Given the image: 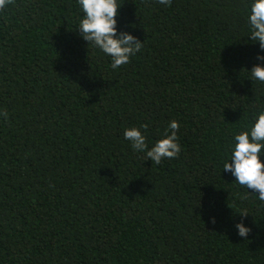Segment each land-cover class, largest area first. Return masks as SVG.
I'll return each mask as SVG.
<instances>
[{
	"label": "trees",
	"instance_id": "1",
	"mask_svg": "<svg viewBox=\"0 0 264 264\" xmlns=\"http://www.w3.org/2000/svg\"><path fill=\"white\" fill-rule=\"evenodd\" d=\"M253 2L118 0L144 47L117 69L79 34L78 0L0 11V264H264V201L223 170L264 111ZM172 120L175 159L124 138L151 147Z\"/></svg>",
	"mask_w": 264,
	"mask_h": 264
},
{
	"label": "clouds",
	"instance_id": "2",
	"mask_svg": "<svg viewBox=\"0 0 264 264\" xmlns=\"http://www.w3.org/2000/svg\"><path fill=\"white\" fill-rule=\"evenodd\" d=\"M13 0H0V11H4ZM84 13L80 20L78 31L82 38L94 48L100 49L111 58L112 69L130 63L132 57L144 47V41L127 31H119L117 28V16L122 4L118 0H78ZM158 3L170 6L172 0H158ZM248 39L259 43L264 50V0H254L249 13ZM257 60L264 61V54L258 53ZM249 78L264 83V65L256 64L249 71ZM0 116L8 117L7 111L0 112ZM147 124L141 128L146 130ZM180 124L176 120L169 122L164 129L162 138L149 147L146 136L140 128L131 127L124 130V138L130 142L133 151L145 154V160L159 165L164 159H175L181 152L178 143V129ZM234 146L230 161L225 162L223 170L230 172L240 186L246 187L252 193H258L260 201H264V161L260 159L264 155V111L257 114L254 124L248 130H242L234 134ZM231 207V206H229ZM232 208V207H231ZM246 217L249 212L241 210L238 213ZM215 223V217L211 218ZM235 227L237 234L245 239L251 232V228L245 226L243 220Z\"/></svg>",
	"mask_w": 264,
	"mask_h": 264
}]
</instances>
